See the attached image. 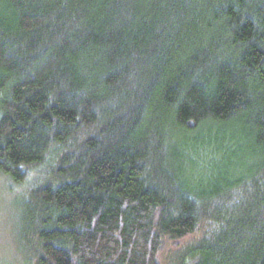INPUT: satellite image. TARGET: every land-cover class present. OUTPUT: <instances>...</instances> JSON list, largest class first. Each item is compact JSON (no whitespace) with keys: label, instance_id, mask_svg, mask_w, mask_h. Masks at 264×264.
Here are the masks:
<instances>
[{"label":"trees","instance_id":"16d2710c","mask_svg":"<svg viewBox=\"0 0 264 264\" xmlns=\"http://www.w3.org/2000/svg\"><path fill=\"white\" fill-rule=\"evenodd\" d=\"M0 176L24 264H264V0H0Z\"/></svg>","mask_w":264,"mask_h":264},{"label":"rangeland","instance_id":"374dc122","mask_svg":"<svg viewBox=\"0 0 264 264\" xmlns=\"http://www.w3.org/2000/svg\"><path fill=\"white\" fill-rule=\"evenodd\" d=\"M25 191L26 186H17L0 176V264H24L15 234L18 206Z\"/></svg>","mask_w":264,"mask_h":264}]
</instances>
